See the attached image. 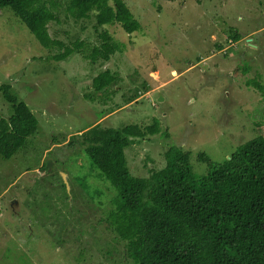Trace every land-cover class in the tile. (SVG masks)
Listing matches in <instances>:
<instances>
[{
  "label": "rangeland",
  "instance_id": "1",
  "mask_svg": "<svg viewBox=\"0 0 264 264\" xmlns=\"http://www.w3.org/2000/svg\"><path fill=\"white\" fill-rule=\"evenodd\" d=\"M44 1L58 5L53 39L91 48L105 30L121 51L96 64L83 52L56 61L66 47L44 48L0 9V85L12 87L40 128L26 151L0 155V264H135L106 222L118 192L69 144L98 124L160 121L161 133L125 151L135 177L164 167L174 146L192 153L198 176L209 172L200 153L214 163L239 153L264 176V0H98L86 20L70 15L68 0ZM134 20L140 29L128 33ZM105 70L116 81L95 92ZM11 112L0 92V115Z\"/></svg>",
  "mask_w": 264,
  "mask_h": 264
},
{
  "label": "trees",
  "instance_id": "2",
  "mask_svg": "<svg viewBox=\"0 0 264 264\" xmlns=\"http://www.w3.org/2000/svg\"><path fill=\"white\" fill-rule=\"evenodd\" d=\"M97 1L68 0V11L77 20L90 19ZM4 8H10L44 48L66 47L53 56L56 61L83 52L96 64L121 51L105 30L91 48L83 42L67 47L53 39L49 24L60 21L58 5L0 0V9ZM124 27L133 33L140 24L134 20ZM231 38L240 42L242 35L232 30ZM115 81L116 76L105 70L94 77L93 89L102 92ZM0 92L12 111L8 118L0 115V155L9 160L28 149L30 138L39 134V120L10 85H0ZM159 133L158 119L146 126L98 124L69 142L83 148L100 177L118 192L106 222L126 242L127 257L135 264H264V176L239 153L219 163L200 153L198 159L209 172L198 176L191 165L192 153L176 146L165 153L164 167L153 168L149 177L133 176L125 151L137 140Z\"/></svg>",
  "mask_w": 264,
  "mask_h": 264
},
{
  "label": "water",
  "instance_id": "3",
  "mask_svg": "<svg viewBox=\"0 0 264 264\" xmlns=\"http://www.w3.org/2000/svg\"><path fill=\"white\" fill-rule=\"evenodd\" d=\"M63 179H64V182H65L66 187L69 189V188H70V187H69V183H68V181L66 180V176H65V174H63Z\"/></svg>",
  "mask_w": 264,
  "mask_h": 264
}]
</instances>
